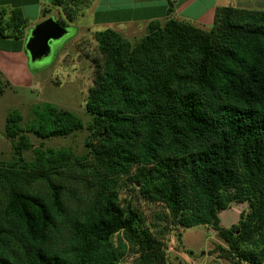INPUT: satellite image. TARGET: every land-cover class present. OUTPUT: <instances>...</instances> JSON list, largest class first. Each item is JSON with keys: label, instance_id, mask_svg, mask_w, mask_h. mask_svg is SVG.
<instances>
[{"label": "trees", "instance_id": "obj_1", "mask_svg": "<svg viewBox=\"0 0 264 264\" xmlns=\"http://www.w3.org/2000/svg\"><path fill=\"white\" fill-rule=\"evenodd\" d=\"M94 2L52 5L63 12L56 20L72 27ZM167 2V18L151 20L135 43L111 28L94 33L85 104L94 191L82 215L68 218L66 188L53 181L74 155L38 150L28 161L23 152L31 146L26 132L68 136L84 121L53 103L35 105L25 128L18 112L7 117L13 156L0 162V264H119L124 249L167 264L162 236L121 197L122 179L159 202L168 223L212 225L232 264H264V8L219 6L205 28L177 18ZM50 12L43 8L44 19ZM29 25L20 7L0 6V37L23 39ZM38 180L46 182L44 195L33 189ZM233 202H248L250 211L224 227L219 213ZM63 219L71 228L66 242L57 238ZM115 235L122 250L112 245Z\"/></svg>", "mask_w": 264, "mask_h": 264}, {"label": "rangeland", "instance_id": "obj_2", "mask_svg": "<svg viewBox=\"0 0 264 264\" xmlns=\"http://www.w3.org/2000/svg\"><path fill=\"white\" fill-rule=\"evenodd\" d=\"M51 2V0H43L41 5L43 7L51 5H48L51 8L48 17L52 16L56 19L60 14L63 15V12L54 7ZM203 3L206 5V1H201L195 8L202 7ZM245 8L262 9L264 0H254L248 3ZM25 11L27 17L33 18L32 8H26ZM89 20V16L80 15L75 23L79 27L76 25L70 27L68 35L54 41L50 56L30 63L32 77L27 81L28 84L9 86L6 84V77H3L5 80L4 93L0 98V162L12 160L13 146L11 140L5 136V125L7 117L14 111L23 116L21 125L24 128L33 118V107L44 103H53L60 108L69 109L84 121L85 127L82 130L68 136L40 138L26 132L31 142L30 148L23 152L26 160L34 161L38 150L45 151V153L65 151L72 153L75 157V160L68 166L59 167L60 172L53 176V181L61 182L66 188L64 199L68 206V218H74L84 213L94 191L90 186L92 181L91 166L94 164V159L86 145V142L91 139V132L87 125L92 120L91 114L85 107L93 75V67L88 55H94L96 51L97 40L94 33L101 31L99 29L107 28L98 30L80 28L82 24H88ZM36 24L33 19L30 20L29 31ZM146 26L140 23L130 24L122 34L135 43L146 35ZM205 27H209V25L206 24ZM124 181L126 179L121 181V184L123 183L121 197L132 199L145 220V226H149L153 235L158 239L162 236L167 264H232L220 248L228 247L227 242L212 225L184 228L180 225L170 224L163 216L167 210L158 204L159 202L149 201L143 193H132L129 190L130 182L124 183ZM33 189L43 195L46 194V182L38 180L33 185ZM229 193L234 194L235 189H231ZM248 211H250L248 202H233L229 208L219 213L221 225L229 228L238 224L240 218L245 216ZM70 232L69 220L59 221L57 238L66 242L70 238ZM179 233H182L181 242ZM112 245L114 248L122 250L120 247L122 243L120 244L118 235L113 237ZM119 264H148V262L133 250L124 249L123 260Z\"/></svg>", "mask_w": 264, "mask_h": 264}, {"label": "crops", "instance_id": "obj_3", "mask_svg": "<svg viewBox=\"0 0 264 264\" xmlns=\"http://www.w3.org/2000/svg\"><path fill=\"white\" fill-rule=\"evenodd\" d=\"M41 1L43 0H0V6L9 9L20 7L26 17L25 9L32 8L34 16L33 18L28 16V18L30 17L31 21L33 19L34 23H38L44 19L42 11L45 6L41 5ZM172 1L175 4V16L177 18L196 23L202 27L208 24L209 27L205 28H210L214 22L217 7L233 5L245 8L248 3L254 0ZM201 1H206V5L203 3L202 7L195 8ZM48 5L46 7L49 8L51 5ZM167 6V0H95L94 4L84 13L90 18L88 24H82L80 28H94L95 30L111 28L123 33L130 24L148 25L154 19L165 20L167 18ZM74 25L76 24H72V26ZM76 27L79 26L76 25ZM29 29L30 25L23 39L12 40L0 37V78L5 81L3 77H6L9 86L26 85L32 77L29 57L25 53V39L29 34ZM3 93L4 89L0 85V98Z\"/></svg>", "mask_w": 264, "mask_h": 264}, {"label": "water", "instance_id": "obj_4", "mask_svg": "<svg viewBox=\"0 0 264 264\" xmlns=\"http://www.w3.org/2000/svg\"><path fill=\"white\" fill-rule=\"evenodd\" d=\"M69 32L70 27L60 24L52 16L38 22L25 39V53L29 57V63L50 56L53 42L60 40Z\"/></svg>", "mask_w": 264, "mask_h": 264}]
</instances>
